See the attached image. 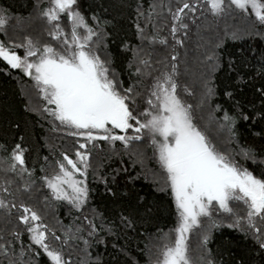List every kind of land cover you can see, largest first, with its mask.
I'll return each mask as SVG.
<instances>
[{
  "label": "snow or ice",
  "instance_id": "obj_1",
  "mask_svg": "<svg viewBox=\"0 0 264 264\" xmlns=\"http://www.w3.org/2000/svg\"><path fill=\"white\" fill-rule=\"evenodd\" d=\"M76 5L77 0H49V6L39 13L49 26L48 35L58 46L41 45L40 41L31 37L10 46L0 42V60L30 77L44 102L42 112L67 128L70 136L83 140L75 151V159L63 154V159L57 162L59 171L43 178L52 197L66 200L80 210L87 202L88 188L85 181L76 179V176L79 174L86 178L96 142L105 141L114 145L120 141L127 148L147 134L164 173L165 188L170 189L178 219L174 242L163 244L156 264H200L205 261L203 256L194 259L190 255L189 237L194 229L202 226L201 218L211 219L214 212L234 217L229 227L251 232L260 248L264 249V173L258 178L247 169L240 168L229 155L218 150L197 126L192 106L180 97L176 63H171L170 71H159L153 76L155 70L150 62L151 53H145L149 57L146 59L141 55L145 52L143 48L133 49V60L137 63L134 75L138 77V83H143L139 78L145 77L150 82L144 85V92L138 91L136 85L124 88L122 83H118L110 70V62L99 54L104 41L102 30L91 27ZM156 7L155 4L150 5L149 23ZM160 7L168 8L173 21L170 33L175 43L182 46L183 41L176 38L177 33L188 29V24L184 22L186 15L194 13L197 4L183 0L181 5L178 0L175 12L171 5L161 4ZM203 7L213 16L222 15L226 7L243 12L250 9L256 20L264 24V0H203ZM63 17L67 18L70 30L62 27ZM10 20V16L0 12V31L7 32ZM93 20H97L99 28L98 18L93 17ZM152 26L155 28V25ZM137 30L142 40H147L149 44L156 42L157 37L145 35V29L139 24ZM159 43L167 45L168 42L160 39ZM17 48L24 49L23 56L17 54ZM177 59V55L171 56V61ZM161 63L165 64V69L168 68L166 62ZM211 91L208 89V94ZM223 120L225 123L221 128L231 133L232 118L225 113ZM117 130L123 134H117ZM129 130L133 135L127 134ZM242 151L245 157L249 155L247 150ZM0 172L5 174L3 192L14 195L10 191L14 181L8 174L23 176L28 172L24 149L20 144L2 162ZM29 190L30 185L25 184L24 191ZM233 202L244 206L243 214L233 208ZM12 208H17V219L29 233L31 244L27 250L21 245L18 254L15 246L21 235L18 228L12 229L11 240L0 235V264H26L25 256L32 245L43 250L50 264H71V261L65 260L62 249L49 243V233L52 240L67 244L81 239L78 234L84 231L83 227L78 226L73 232L68 226L62 238L42 222L37 211L23 202L17 205L14 201L0 199V209L7 213L6 225L11 223ZM88 227L91 236L96 231L93 221L88 220ZM207 239L204 236L203 245H206ZM83 243L87 252L89 242L84 239ZM81 264L87 262L82 261ZM206 264H212V261L206 260Z\"/></svg>",
  "mask_w": 264,
  "mask_h": 264
},
{
  "label": "trees",
  "instance_id": "obj_2",
  "mask_svg": "<svg viewBox=\"0 0 264 264\" xmlns=\"http://www.w3.org/2000/svg\"><path fill=\"white\" fill-rule=\"evenodd\" d=\"M193 1L191 0V2ZM177 3L178 0H135L131 5L129 17L132 40L115 47L110 30L102 24H99V28H97V20H93V17H96L95 14L90 13L84 0H77L83 16L88 18L89 23L97 31L102 30L104 35L103 51L106 60L110 62V70L115 75L117 82L122 83L124 88L130 87L133 83L131 78L136 64V61L133 60V49L143 48L144 55L151 53L150 60L152 65L155 64V67L165 66L161 61L168 63L169 45L152 46L147 40H142L138 35L137 24L145 29L147 36H151L154 23L160 29L161 34H165L169 22V10L167 7H160V5H171L173 10L177 7ZM179 3L182 5L183 0H179ZM153 4L157 7L153 13V19L149 23L147 17L152 11L150 5ZM34 6L35 0H30L27 10L17 11L0 0V8L9 15L20 19L29 16ZM227 15V19H224L221 24H214V21L209 20L210 17L203 15L194 26H190L186 32L180 35L183 45L177 47V79L180 84L195 94L194 106H197V116L209 131V136L217 143H222L228 150L230 149V153L236 154L237 160L245 168L251 169L254 164L259 167L262 165L264 170V126H259V123L264 121V82L260 81L262 73L264 74V30L263 26L251 17L245 18V22H242L244 15L240 13L231 12ZM145 21L147 24H144ZM22 28L24 29L23 26ZM33 29H31L30 35L32 34L37 40L44 39L42 28ZM2 40L4 39L2 38ZM119 51L125 53L121 67L117 66L115 62V53ZM143 54L141 53L142 56ZM237 56L244 57L246 60V68L242 71H237L235 68ZM258 56L262 57L263 62H258L256 59ZM223 71L232 77L233 86L227 90H224L218 83V76ZM7 76L16 89V95L23 104L22 108L25 114L33 119L36 137L43 154L40 167L36 171H32L31 176L28 175L30 171L28 168V172L23 176L8 174L14 181L11 185L14 193L13 198L18 203L27 204L29 201L30 203L27 205L41 214L44 220L48 221V225L55 229L57 235L61 236L68 226H71L75 232L76 227L82 225L81 222L75 218V212L66 204L49 201L47 193L41 190L40 175L42 172H39L53 162L52 154L57 148L56 146H66V142L59 140L58 145H55L56 137L53 138L51 133L50 119L47 116L42 118L28 109L26 91H28V87L30 88V82L25 76L11 69H7ZM208 89L212 90L211 94H208ZM206 110L210 112L208 117L207 112L205 113ZM225 113L231 115L235 121V128H232L231 133L221 128V125L225 123L223 120ZM71 145L69 144L68 147L70 148ZM145 145L143 141H135L131 145L132 148H135L133 151H129V148H120L116 153H111L110 149H106V152L95 157L96 171L94 176L88 177L90 195L84 210H87L91 215L96 232L91 236L82 232L78 234L81 239L69 241L70 247L66 250V254L71 264H81L82 261H86L87 264H101L105 258L110 261L117 256L125 258L131 264L155 263V246L159 247L160 241L175 228L174 212L170 213L171 219L166 225L154 228H137L130 220L127 209L119 211L116 219H111L101 210L97 200V194L107 196L110 192H121L133 188L140 191L139 198L141 200L145 198L143 191L148 190L150 194L162 201L171 202L168 189H162L163 186L159 185V172ZM242 150H247L249 155L245 157ZM6 159H8L7 154L3 143L0 142V165ZM141 161L143 162L141 163ZM0 181H5L3 172H0ZM25 184L30 185L29 191H24ZM235 204V209L238 208L237 211L242 214L244 206ZM11 213V223L6 225L7 213L0 210V235L8 240L12 239L10 233L13 228H18L22 232L15 208ZM226 223L224 221L222 226L213 225L209 229L207 243L201 247L202 252L198 251L199 257H205V261H201V263L206 264V260H211L212 264H264V249L260 248L253 234L246 233L237 227H229V223ZM22 235L19 240L15 241L18 254L21 245L25 250L29 248V245L21 240ZM218 236L233 243H242L243 248L247 249L249 253L248 258L251 259L246 260V255H243L241 251H238L237 254L232 253L231 261L216 258L210 247ZM84 239L89 242L87 252H85ZM133 240H136L137 246L132 244ZM53 241L58 243V241ZM25 261L26 264H47L41 252L34 247L27 251Z\"/></svg>",
  "mask_w": 264,
  "mask_h": 264
},
{
  "label": "rangeland",
  "instance_id": "obj_3",
  "mask_svg": "<svg viewBox=\"0 0 264 264\" xmlns=\"http://www.w3.org/2000/svg\"><path fill=\"white\" fill-rule=\"evenodd\" d=\"M84 1L89 7L90 13H93V15L95 14L94 16L98 18L99 24L106 26L107 29L110 30L114 38L113 45L115 47L125 44L128 41L132 40L133 36H132V30L130 28L129 17H130L131 5L135 0H84ZM2 2L5 5L9 6L11 9L17 10V11L27 10L30 5V0H2ZM191 3L197 4V10L194 13H187L186 15L184 22L187 23L189 27L194 26L196 21H198L203 15H206L208 18L210 17L209 20L212 22L214 21L213 22L214 24L215 23L221 24L224 19H227V16H228L227 14L231 12H237V13L244 15V19L242 20V22H245V18L247 19L250 17L256 20L255 15L251 13L250 9L248 10V12H243L241 10L235 9L234 7L230 9L226 7L225 12L222 15L213 16L206 8L203 7V0H194ZM48 6H49V0H35V6L33 10L29 14V16H27L24 19L17 18L11 14L9 15L2 8H0V12H4L8 16L11 17L10 26L8 27L7 32L5 33L4 31H0V42H3L5 45L10 46L12 43H15V44L22 43L25 37H31L34 41H36L37 39L34 36H32V34L30 35V33H32L31 29L39 27V29L42 28L41 32H44L42 36L44 39L41 38L40 40H38L40 41L41 45L47 43L53 46H58L57 42L52 40L51 37L48 35L49 26L47 22L44 19H42L39 15L40 11L43 8L48 7ZM76 8L81 13L78 7V4L76 5ZM175 10L176 8L173 9L172 11L175 12ZM168 17H169V22L165 29V34L163 33L161 34V31L157 26H155V28L152 27L153 32L151 33V36H156L157 40L155 43H152L150 45L152 46L157 45L158 47H160V45H163L159 43L160 39L167 40L168 42L167 46L169 45V55H168V63H167L168 68L167 69H165V66H161V65H159V67H155V64L152 65L153 63L150 60L152 69L155 70L152 72L153 76L157 75L159 71H164V70L170 71L171 63L177 64V61L175 62L171 61V56L177 55L178 57L177 47L179 45L175 43V40H173L172 35L170 33V29L173 23L170 12L168 13ZM85 19L87 20L88 24L91 27L95 28L94 26L91 25V23H89L88 18L85 17ZM144 24H147V21H145ZM261 25L263 26V30H264V24H261ZM22 26L24 27V29L22 28ZM62 27H64L65 30H70L66 17L62 18ZM186 31L180 30L177 33L176 38L180 39V35ZM2 38L6 41V43L4 40H2ZM173 49H175V51H173ZM16 51H17V54L21 56L24 55L23 48H17ZM99 54L101 55L103 59H106V56L103 51V44L101 45ZM115 55H116L115 62L117 66L121 67L122 62L125 59V53H123L122 51H119V52H116ZM143 56L146 59L149 58L147 57V55L145 56L143 54ZM256 59L260 63L263 62V59L261 56H258ZM136 67H137V63L135 64L133 72H132L133 77L131 78V80L133 83L131 84V86L136 85L138 91L144 92V85L149 83L150 81L148 80V78L145 77V78H139L140 80L143 81V83H138V77L134 75L136 71ZM140 67L143 68L142 65ZM235 68L237 71H242L246 68V60L244 59V57H238V56L236 57ZM7 69H11V68L6 64V62H4L3 60H0V142L3 143L4 150L8 158L10 157L11 152L15 148V146L17 144H20L22 148L24 149L25 167L28 168V170H30L29 173L30 172L32 173V171H36V169L40 167V164L42 163V160H43L42 149L36 137L33 119L25 114L22 108L23 104L16 95V89L12 85L10 80L8 79ZM11 70L15 71L16 73L22 74L30 82V88L28 87L27 89L28 91H26L27 99H28L27 107L30 111H32L33 113H36L42 118L47 116L50 119L49 121L51 124V133L53 134V138L56 137V139L54 140V144L58 145L59 140L61 141L64 140L66 142V146H61V147L56 146L57 148L54 150L52 154L53 162L50 165H48L46 169L42 168V170L39 171V172H42L40 175L41 177L40 179L42 183L41 190L47 193L49 201L51 200L54 203H63L69 206L75 212L76 214L75 218L81 222L82 224L81 226L84 229L83 232L89 236V231H91V229L88 227V220H91V215H89V212L84 209L87 207V203H88V199L90 195V189L88 186V179H89L88 177L89 176L92 177V175L94 176L95 171H96V161H95L96 158L95 157L97 155L98 156L101 155L103 152H106V149H110L111 153H116L120 148L121 149L125 148V146L120 141H116L114 145H111L105 141L96 142V147L92 149L91 151L90 167L88 169L86 178L79 176V174H77L76 176V179L84 180L88 188L87 202L82 206L80 210H77L76 208H74L66 200H55L52 197L50 190L46 187V184L43 178L46 176L51 177L52 175H54L55 173L59 171L57 162L63 159V154H67L69 155L70 158L75 159V151L78 148V144L83 142V140L80 137L70 136L68 134L69 130L67 128L61 126L58 121L54 122L51 116L47 115L46 113H43L42 108L44 106V102L41 100L38 92L33 87V81L30 79V77L24 75V73L20 71L19 69H11ZM262 77L260 78L261 80L260 79L258 80H260L261 82H264L263 73H262ZM218 83L224 90H227L231 88V86H233L232 77L229 76L226 71H223L218 76ZM179 94H180L181 99L186 104L192 106V115H193L194 122L205 133V135L209 138V140L217 146L218 150H221L224 154L229 155L231 159L233 160V162L236 163L240 168L247 169L244 166H242V164L237 160L238 157L236 156V154L230 153L229 151L230 149L228 150L222 145V143L220 144L217 143L209 136V131L202 124V122L199 120L197 116L198 114V111L196 110L197 106H194V103L196 102V99H195L196 96L195 94H193V91L188 90V89L187 91H185V86L180 84ZM33 98L35 99L34 101H33ZM144 106L146 107V105ZM205 113L207 117L210 114L208 110H206ZM229 116L232 118V121H233V123H231V128H235L234 118L231 115ZM259 126L263 127L264 121H261L259 123ZM117 134L122 135L123 133H119V131L117 130ZM127 134L133 135V132L129 130ZM140 141H143V143L146 144L145 146L147 147L152 157L153 164L159 172V176H158L159 185L163 186L162 189H166L164 187L165 186V183H164L165 176L154 154L155 150L151 143V139L149 138L147 134H145L142 137V140ZM132 143L129 145V147H127L129 148V151L131 150L133 151L135 149V148H132L131 146ZM69 144L70 145L72 144L70 148L68 147ZM89 147L91 148V145H89ZM142 162L143 161H141V163ZM261 166L259 167L253 164L251 169H247V170L252 172L253 175L260 178L261 174L264 173V170L262 169ZM3 187H4V181H0V199H4L6 200V202L14 201L17 205H19L20 203L14 200L13 198L14 195H6L3 192ZM12 189L13 188L10 187L11 192H13ZM168 191L171 196L170 189H168ZM143 193L145 196L143 200L139 198L140 191L135 190L133 188L125 189L121 192H110L107 196L102 195V194H97V200H98L99 207L101 208V210H103V212L111 219H116L119 211L127 209L130 220L133 222V224L137 228H147V227L154 228L157 226L166 225L169 223V220L171 219L170 213L174 212V217L176 221L175 228H176L178 224V219H177L175 203L173 201L172 196H171V202L167 203L165 201H162V199L150 194L148 190H144ZM29 203L30 202L28 201L27 204ZM235 203L236 202L232 203V206L234 209L236 205ZM13 209L14 208H12L11 211H13ZM32 209L34 210V208ZM0 210H3V209H0ZM15 211L18 217L19 212L17 208H15ZM39 215L41 216V214ZM85 217H87V219H85ZM41 218H42V222L48 225L47 223L48 221L46 222L42 216ZM201 219H202V226L198 229H194L189 237L190 255L194 259L199 258L198 251H201L200 250L201 247H204V245L202 244V241H203L204 236L208 237V234L210 232L209 229H211V226L213 225L222 226L224 221L227 222L226 224L229 223L228 225H230L233 223L235 218L229 217L228 214L226 213L214 212L211 219H208V218H201ZM21 226H22L21 235L23 234L21 237V240L27 243L28 245H30L31 240L29 238V233L25 230L22 224ZM49 228L55 231L53 227L49 226ZM174 229L169 231L168 235L165 236L160 241L161 243L159 247L155 246L156 260H157V257L159 256L160 249L163 246V244L168 243L170 241L174 242V238H175ZM50 234L51 233H49V237L51 236ZM61 237L63 238V233ZM49 243L53 247H56L57 249H62L65 260L69 261L68 256L66 254V250L70 247L69 242L67 244H61L60 241H58V243H55L50 237ZM132 244L137 246L136 240H133ZM32 247L38 249V246L32 245ZM210 248L216 258H222L226 261H231L232 253L237 254L238 251H241L243 255L244 254L246 255L247 257L246 260L251 259V258L250 259L248 258L249 253L247 249L243 248L242 243L230 242L229 240L223 238L222 236H218L212 242ZM38 250L41 252L46 263L50 264V261L48 257L46 256V254L43 252V250L42 249H38ZM156 260L154 264H156ZM111 262H113V264H131L128 260H126L123 257H119V256H117L116 258H113V260L111 259L110 261L107 258H105L101 264H110ZM200 264L202 263L200 262Z\"/></svg>",
  "mask_w": 264,
  "mask_h": 264
},
{
  "label": "bare ground",
  "instance_id": "obj_4",
  "mask_svg": "<svg viewBox=\"0 0 264 264\" xmlns=\"http://www.w3.org/2000/svg\"><path fill=\"white\" fill-rule=\"evenodd\" d=\"M7 64V63H6ZM10 67V66H9Z\"/></svg>",
  "mask_w": 264,
  "mask_h": 264
},
{
  "label": "water",
  "instance_id": "obj_5",
  "mask_svg": "<svg viewBox=\"0 0 264 264\" xmlns=\"http://www.w3.org/2000/svg\"><path fill=\"white\" fill-rule=\"evenodd\" d=\"M5 62V61H4Z\"/></svg>",
  "mask_w": 264,
  "mask_h": 264
}]
</instances>
